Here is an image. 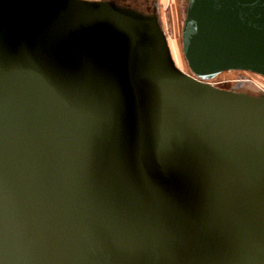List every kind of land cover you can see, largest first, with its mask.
Returning a JSON list of instances; mask_svg holds the SVG:
<instances>
[{
  "label": "water",
  "instance_id": "water-1",
  "mask_svg": "<svg viewBox=\"0 0 264 264\" xmlns=\"http://www.w3.org/2000/svg\"><path fill=\"white\" fill-rule=\"evenodd\" d=\"M190 73L113 1L0 0V264H264V0H187Z\"/></svg>",
  "mask_w": 264,
  "mask_h": 264
},
{
  "label": "rangeland",
  "instance_id": "rangeland-1",
  "mask_svg": "<svg viewBox=\"0 0 264 264\" xmlns=\"http://www.w3.org/2000/svg\"><path fill=\"white\" fill-rule=\"evenodd\" d=\"M161 18L160 23L168 38L172 56L179 66L190 73L183 47H182V27L185 19V9L187 0H161ZM173 42L180 52V58L177 59L173 48ZM210 82L221 88L242 91L253 95L264 94V76L249 70H226L221 72Z\"/></svg>",
  "mask_w": 264,
  "mask_h": 264
},
{
  "label": "flooded vegetation",
  "instance_id": "flooded-vegetation-1",
  "mask_svg": "<svg viewBox=\"0 0 264 264\" xmlns=\"http://www.w3.org/2000/svg\"><path fill=\"white\" fill-rule=\"evenodd\" d=\"M113 1L116 4L131 8L147 15H154L159 19L161 18V0H102ZM185 13V11H184Z\"/></svg>",
  "mask_w": 264,
  "mask_h": 264
},
{
  "label": "bare ground",
  "instance_id": "bare-ground-1",
  "mask_svg": "<svg viewBox=\"0 0 264 264\" xmlns=\"http://www.w3.org/2000/svg\"><path fill=\"white\" fill-rule=\"evenodd\" d=\"M185 20V19H184ZM184 24V23H183ZM183 28V27H182ZM183 47V46H182ZM173 48H174V50H175V52H176V56H177V59L178 58H180L181 56H180V52H179V50L177 49V47L175 46V44H174V42H173ZM180 67L182 66V63H180V65H179Z\"/></svg>",
  "mask_w": 264,
  "mask_h": 264
}]
</instances>
